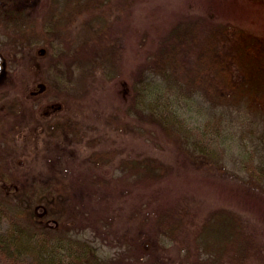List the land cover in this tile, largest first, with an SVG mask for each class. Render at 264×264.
I'll list each match as a JSON object with an SVG mask.
<instances>
[{
	"label": "rangeland",
	"instance_id": "1",
	"mask_svg": "<svg viewBox=\"0 0 264 264\" xmlns=\"http://www.w3.org/2000/svg\"><path fill=\"white\" fill-rule=\"evenodd\" d=\"M51 2L0 0V21L39 12L48 36L10 44L0 22V196L12 197L6 191L16 186L13 173L25 180L21 191L54 193L65 212L59 209V220L69 226L81 219L75 210L89 208L114 215L120 229L135 228L143 214L167 203L188 204L199 216L231 208L264 232V215L255 210L257 203L264 204L258 192L264 190L198 167L175 137L133 111L132 91L146 53L179 20L231 25L264 36V0H91L89 7L61 13ZM58 19L62 23L54 24ZM147 156L165 164L163 176L153 185L123 187L129 176L121 163ZM95 178L110 183H93ZM91 231L110 256L109 264H128L115 235L108 232L105 243L103 235ZM168 245L169 264H198L184 256L185 250Z\"/></svg>",
	"mask_w": 264,
	"mask_h": 264
},
{
	"label": "trees",
	"instance_id": "2",
	"mask_svg": "<svg viewBox=\"0 0 264 264\" xmlns=\"http://www.w3.org/2000/svg\"><path fill=\"white\" fill-rule=\"evenodd\" d=\"M51 1L58 13L91 6V0ZM41 21V14L32 12L2 17L0 22L8 43L26 45L38 38L48 40ZM213 26L181 19L159 37L132 81L133 111L175 137L198 167L264 190V36L231 25ZM120 166L130 180H123V187L153 185L166 170L161 160L148 156ZM12 174L17 183L6 192L13 199L0 196V264H109L110 256L93 240L97 235L88 232L90 227L105 243L108 232L115 235L128 264H169L168 243L198 264H264L263 230L231 208L199 216L188 204L161 203L143 214L135 228L125 230L115 225L114 215L79 208L75 211L80 221L69 226L59 220V209L65 212L54 193L21 191L25 180ZM92 182L110 183L101 178ZM258 192L264 199V191ZM255 210L264 215V204L257 203ZM145 243L151 245L149 250L142 247Z\"/></svg>",
	"mask_w": 264,
	"mask_h": 264
},
{
	"label": "water",
	"instance_id": "3",
	"mask_svg": "<svg viewBox=\"0 0 264 264\" xmlns=\"http://www.w3.org/2000/svg\"><path fill=\"white\" fill-rule=\"evenodd\" d=\"M3 58L1 57L0 55V70H2V67H1V62H2Z\"/></svg>",
	"mask_w": 264,
	"mask_h": 264
}]
</instances>
